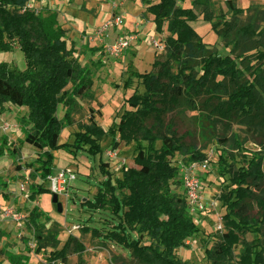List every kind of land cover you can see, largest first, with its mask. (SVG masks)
<instances>
[{
	"label": "rangeland",
	"instance_id": "rangeland-1",
	"mask_svg": "<svg viewBox=\"0 0 264 264\" xmlns=\"http://www.w3.org/2000/svg\"><path fill=\"white\" fill-rule=\"evenodd\" d=\"M192 1L180 0L179 6L192 8ZM213 1L228 19L232 17L228 13L227 0ZM235 3L241 9L258 5L264 10V0H235ZM28 6L36 15L55 14L58 17L66 31L68 46L75 50L81 64L78 78L67 86L60 98L57 117L62 121L61 147L53 151L56 168L52 176L71 170L75 179L66 185L67 192L59 197L58 203L54 202L51 193L33 197L31 188L22 191V186L29 188L31 184L44 183L31 166L38 167L36 161L41 152L25 143L21 122L27 109L9 103L0 106V146L4 136L9 145L6 146L11 148L0 160V206L4 210H14L15 218H21L15 221L0 212V264H15L19 258H25L27 264H140L138 259L131 258L133 248L130 244L139 240L140 246H157L152 235L141 232L139 226L132 230L123 222L122 215L112 210H91L85 205L87 201H96L97 192L108 176L116 186L125 169L139 168L136 144L121 140L117 134L120 146L115 151L113 138L109 136L102 141V153L98 156L89 154L88 148L71 151L74 135L81 131L82 124L90 123L91 114L95 115L98 125L109 132L118 128L127 113L135 114L155 136L158 148L163 145L162 138L171 137L183 148L206 156V169L199 172L206 209L194 218L199 231L180 244L177 240L185 229L178 226L171 242L180 244L172 250L177 260L185 264H212L207 250L224 243V235L229 232L223 220L227 211L221 201L222 190L224 186L233 185L232 175L220 170L221 155L236 170L246 167L247 160L254 158L264 175V57L257 58L252 52L237 59L230 48L223 47V41L212 30L211 23L200 15L191 25L203 37L206 50L195 51L193 57L171 62L168 66L159 65L160 70H154L156 59H167L166 49L158 51L146 40L153 33L166 40L169 36L167 24L164 33H151L152 26L146 20L148 33L145 38L141 37L144 35L142 30L135 28L138 41L132 51L120 57H111L107 48L121 36L134 32L127 27L135 25L137 17L146 13L141 0H31ZM115 14L123 15L124 24L110 27L102 38L97 36L100 28ZM249 15L246 12L241 20L247 22ZM16 49L12 53H0V62L24 70L25 56L18 46ZM212 54L229 56L236 62L235 70L228 75L217 70L204 71V62ZM128 71L136 72L137 76L126 75ZM246 87H250V94L235 101L234 96ZM142 96L150 99L147 107L138 103ZM132 97L135 100L130 102ZM143 145L147 143L143 142ZM13 149L16 154L12 153ZM171 159L179 168L182 182L173 189L185 195L181 168L186 165V159L180 152H172ZM102 163L107 164L106 171L101 170ZM31 174L34 175L31 177ZM50 184L49 179L45 183L48 190ZM122 194L116 192L120 199ZM260 207L252 205L253 218L263 217ZM34 210L42 216L31 227L26 218ZM161 220H168V217ZM50 229L59 231L57 247H47L43 242L46 247L35 252L40 245L36 235ZM233 234L234 243L229 244L233 251V256H228L230 264L239 262L242 250L235 249L237 244L251 253L257 240L264 243V225L260 232L235 228ZM254 258L252 256V260Z\"/></svg>",
	"mask_w": 264,
	"mask_h": 264
},
{
	"label": "trees",
	"instance_id": "trees-1",
	"mask_svg": "<svg viewBox=\"0 0 264 264\" xmlns=\"http://www.w3.org/2000/svg\"><path fill=\"white\" fill-rule=\"evenodd\" d=\"M31 0H0V53H12L18 48L24 54L26 68L19 69L7 62H0V106L11 104L27 109L28 113L22 118V132L25 143L41 152L35 164L31 165L34 174H39L43 184H31L32 196L51 193L45 183L55 170V155L58 150L62 121L57 117L60 98L67 86L76 80L81 72V64L75 56L73 48H69L66 41V31L59 23L55 14L43 17L36 15L28 7ZM146 7L142 18L150 14L154 17L157 33H164L167 24L166 54L163 61L156 59L153 69L165 66L171 62L193 57L195 51H205L207 45L203 37L192 27L200 15L206 22L211 23L212 30L222 39L223 47L230 48L237 59L255 52L257 58L264 57V10L258 5L247 9L236 6L235 0H227L226 6L231 18L228 19L213 0H193L192 8L179 6L180 0H141ZM250 13L246 21L241 17ZM132 51V50H131ZM236 62L229 56L220 57L212 54L204 62V71L217 70L228 75L235 70ZM160 70V69H159ZM126 75L137 76L136 72L128 71ZM130 77V78H131ZM128 82V80H127ZM250 87L238 92L234 96L237 101L240 97L250 94ZM135 100L132 97L129 101ZM144 107L148 106L150 99L141 97L138 102ZM137 104V102H136ZM141 113V110H140ZM143 117V116H142ZM89 124H82L81 131L74 135L72 152H79L88 148V153L98 156L102 153L101 143L107 137L113 138L112 148L117 150L121 140L127 143L134 142L138 147L136 162L138 169L127 168L122 179L113 185L110 176L99 188L96 201L85 202L91 210H112L117 215H122L123 222L130 228L139 226L140 231L152 235L157 240V246H140V241L135 240L130 244L133 248L131 258L139 260L140 264H185L177 260L173 254L174 249L180 246L183 240L199 230L190 215L185 195L178 194L173 186L182 184L179 179V168L172 162V152H180L185 164L194 162L204 164L206 156L201 153L191 152L178 145L174 138H162V147H157L155 136L150 133L139 118L133 113L125 114L117 129L109 132L101 128L94 114L89 118ZM0 158L6 155L11 148L4 136L1 138ZM146 142L147 145H143ZM7 145V146H6ZM13 154L16 150L13 149ZM220 170L223 174L232 175V186H224L221 201L227 214L223 220L229 228L224 235V243L207 250V255L212 264H230L228 256H233L229 244L234 243L236 228L257 230L264 225V175L259 163L254 159L247 160V166L236 170L229 165L225 156L220 157ZM107 164H101V170L106 171ZM31 174V177L34 175ZM254 187V188H252ZM120 191L122 199L116 192ZM128 192V194L126 193ZM253 206L259 205L263 217L251 216ZM42 216L33 211L27 218L29 226H35ZM168 217V220H161ZM182 226L180 244L171 242L175 228ZM59 231L50 229L47 233L36 235L38 245L35 252L46 247L56 248L58 245ZM123 240H126L123 237ZM249 251L239 244H234L235 249L242 250L238 264H264V243L261 240ZM254 256V260H252ZM130 260V259H129ZM15 264H27L26 259L19 258ZM51 264V263H48Z\"/></svg>",
	"mask_w": 264,
	"mask_h": 264
},
{
	"label": "built area",
	"instance_id": "built-area-1",
	"mask_svg": "<svg viewBox=\"0 0 264 264\" xmlns=\"http://www.w3.org/2000/svg\"><path fill=\"white\" fill-rule=\"evenodd\" d=\"M104 1H108V0H104ZM123 24H124L123 15L115 14L112 20L108 22V24H105L100 28V30L97 32V36L102 38L103 36H106V34H108V31L111 28L113 29L115 27H120ZM137 41H138V36L135 34V31L130 33L129 36H121L120 38L115 40V42L112 45L107 47L108 53L110 54L111 57L114 58L120 57L125 52L130 51L132 48H134V44H136ZM146 41L151 45L153 44L154 48L157 49L158 51H164L166 49L165 40H161L159 37H157L155 33L150 35ZM102 43L104 44L105 42ZM1 159L2 158H0V160ZM181 169L183 171L182 178H183V185L185 188V196L187 199V206L189 209V213L191 216H193V218H197L199 213L204 212L206 209V205L203 203L202 200L203 183L201 177L199 176V172H201L202 170L204 171L206 169V165L205 163L200 164L194 162L189 165L183 166ZM49 179L51 182L49 187L51 194L53 196L57 195L58 197H60L67 192L66 185H68L72 180L75 179V175L74 172H72L71 170H64L59 175L55 177L51 176ZM26 187L22 186L21 190L24 192L29 191L30 187L29 188ZM0 212H3L4 216L7 218L9 217L15 218L16 215L14 210L12 209L4 210L2 206H0ZM15 219H16L15 221H20L21 218H15ZM219 229H222V227L220 226Z\"/></svg>",
	"mask_w": 264,
	"mask_h": 264
},
{
	"label": "crops",
	"instance_id": "crops-1",
	"mask_svg": "<svg viewBox=\"0 0 264 264\" xmlns=\"http://www.w3.org/2000/svg\"><path fill=\"white\" fill-rule=\"evenodd\" d=\"M138 16V15H137ZM147 18V19H146ZM146 18H142V17H137V21H136V23H135V25L133 24L132 25V27L131 26H128L127 27V29H129L130 31H135V28L137 29V30H142V34H144L143 36H141L142 38H145V36H146V33H148V30H146L145 28H146V26H145V24H144V22H147L148 21V23L152 26V29H150V32L152 31H156V26H155V24H154V17L152 16V15H146ZM147 20V21H146ZM151 32V33H152Z\"/></svg>",
	"mask_w": 264,
	"mask_h": 264
},
{
	"label": "water",
	"instance_id": "water-1",
	"mask_svg": "<svg viewBox=\"0 0 264 264\" xmlns=\"http://www.w3.org/2000/svg\"><path fill=\"white\" fill-rule=\"evenodd\" d=\"M53 199H54V202L55 203H58L59 197L57 195H54L53 196ZM58 207H59L60 210H62V204L59 203L58 204Z\"/></svg>",
	"mask_w": 264,
	"mask_h": 264
}]
</instances>
